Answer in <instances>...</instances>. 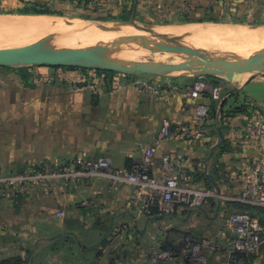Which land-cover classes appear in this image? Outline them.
Segmentation results:
<instances>
[{
    "label": "crops",
    "instance_id": "obj_1",
    "mask_svg": "<svg viewBox=\"0 0 264 264\" xmlns=\"http://www.w3.org/2000/svg\"><path fill=\"white\" fill-rule=\"evenodd\" d=\"M167 1L156 0V9L167 10ZM255 1L264 7V0ZM81 69L38 65L42 82L32 92L27 89V97L23 89L21 99L19 93L11 99V130L9 135L0 130V154L7 150L18 160L19 155L25 157L2 171L26 170L47 161L71 163L80 156L85 161L104 157L116 169L133 171L143 166L146 147L156 144L147 171L157 177L175 176L202 193L204 200L199 205L179 204L174 213L162 214L149 189L115 184L96 174L79 179L74 187L61 184L44 202L32 196H1L0 264H190L185 258L187 235L206 253L196 264L225 260L234 237L228 219L245 203L246 188L264 180V136L248 134L251 114L240 111L227 118L224 102L213 117L210 90L193 96L186 92L194 78L123 72L91 78ZM72 70L80 73L77 80L66 75ZM138 78L159 81L164 91L143 89L137 86ZM31 95L42 99V113L36 116L30 114ZM199 104L208 106V118L197 116ZM23 107H28L21 116L25 122L40 127L35 131L28 125L26 137L20 139V114L14 112ZM164 118L170 120L172 132L157 141ZM185 126L199 129L201 135H186ZM57 210H64V216H56ZM158 250L176 254L156 263L152 255Z\"/></svg>",
    "mask_w": 264,
    "mask_h": 264
},
{
    "label": "rangeland",
    "instance_id": "obj_2",
    "mask_svg": "<svg viewBox=\"0 0 264 264\" xmlns=\"http://www.w3.org/2000/svg\"><path fill=\"white\" fill-rule=\"evenodd\" d=\"M260 1V0H259ZM168 5H166L167 10H158L156 9V0H137V5L135 10L133 11L134 0H0V17H17L21 15H48L52 17H63L66 19L79 20L82 22V26L89 27L92 31L100 32L102 34L109 35H117V33L131 30L129 35L134 37L135 39L141 36L146 37H155L164 41V39L160 36L162 33L168 35L164 32V29L167 26H176L178 30L179 27L188 26L198 23H205L211 21V23H219V24H230L235 26H245L252 27L247 30H253L256 27H264V7H258L255 5V0H168ZM31 10H36L40 12L50 11L49 13H35L31 12ZM30 11V12H29ZM135 17V22H129L120 25H114L110 28L100 27L99 22L103 23H122L126 21H131L132 17ZM219 21V22H213ZM236 23V24H234ZM241 23V24H239ZM137 24V25H136ZM252 24V25H247ZM260 25V26H256ZM163 27V28H162ZM157 28V29H156ZM160 31H159V29ZM87 29V28H85ZM101 29V30H98ZM161 29H163L161 31ZM88 30V29H87ZM159 31V32H158ZM70 32V31H68ZM66 32L62 34L60 39H67L71 37V34ZM128 34V32H126ZM175 33V32H174ZM173 34V33H172ZM79 35V34H78ZM76 35V36H78ZM178 42V44L182 45L179 42V36L176 35H168ZM75 37V36H74ZM53 42V37L46 39H37L30 42H19V43H5L0 44V47H11V46H22L31 44L34 42ZM212 43V48L222 47L226 45L216 43V46ZM263 42H254L247 48H251L254 46H261ZM160 45V44H159ZM193 47L198 51H202V47H197L193 45H187L186 47ZM242 46L243 45H239ZM231 47V46H229ZM237 47V46H234ZM246 47V46H244ZM70 48H90L85 46L79 47H70ZM205 48V47H204ZM244 48V49H247ZM249 52V51H248ZM245 51H239L237 56H244L249 54ZM202 54L211 59H221L230 55L229 53H216L213 50L210 53H205L202 51ZM182 57L181 61L190 60L189 58ZM264 57V56H263ZM152 61L153 59H148ZM141 61V60H140ZM180 62V61H178ZM202 65V62H199ZM36 66H0V129L2 133H10L11 123H10V115H11V99L19 93V98L21 90L24 89L25 97L27 94V89L29 92H32L36 89L37 85L42 82L41 75H37ZM35 68V72H31V70L25 71L23 69ZM81 71L84 74L90 76L91 78H98L102 74H109L103 70L81 67ZM73 71V70H72ZM75 71V70H74ZM66 73V75H70L72 78L77 80V76L79 77L80 73L77 72ZM65 72V71H64ZM113 74L116 71H109ZM29 73L28 75H26ZM63 75V73H61ZM99 74V75H98ZM254 74L253 72H244V73H231L226 77L222 76H194L188 71H175L168 75L171 78H180V77H188L194 78L193 83L198 80L204 81L207 86H212V84L217 85L221 92V100H217V109L220 104L225 102V114L226 117H230L237 113L238 108L246 107L247 112L250 113L253 118V122L263 123L264 126V72L256 73V76L247 84L245 82L247 79ZM82 78V77H81ZM137 86L141 83H147L146 86L150 84L152 88H159V81L149 82L145 79H137ZM157 84V85H156ZM99 87L93 85V89L98 90ZM143 89L150 90L149 88H145V85L141 87ZM164 90V88L162 87ZM226 92H230L228 96H225ZM233 92V93H232ZM21 93V94H20ZM232 94V95H231ZM234 95H237L234 97ZM231 96V97H230ZM32 98L33 107L30 114L39 115L42 113V99L35 100L36 97L29 96ZM230 97V99H229ZM21 99V98H20ZM35 105H39L40 107H35ZM28 108V107H26ZM25 107L19 108L18 111L15 110V114H20L19 123L17 124L18 130L20 133V139L26 137L27 126L29 129L34 125V130L39 129L40 125L36 124H27L25 122L26 119L21 116L27 113ZM197 109V107H196ZM6 115V119L5 118ZM198 116V115H197ZM199 117V116H198ZM163 121V120H162ZM0 131V132H1ZM31 132V131H30ZM29 132V133H30ZM35 133V132H34ZM37 134V133H36ZM263 138V135H259ZM35 154L32 156V159H38L37 149L33 148ZM32 150V151H33ZM20 153V152H19ZM23 153V152H22ZM20 153V154H22ZM19 160L17 156H12L9 152L3 151L0 154V172H2L3 177H7L5 182L0 181V199L7 197L6 199H14L21 198L23 196H32L38 200V202H44L48 195H56L58 193V188L65 186L66 184H70V186L74 187V185H78L79 177L83 174H79V171H84L83 169H78L77 165H80L78 160H83L82 156L77 157L76 161H72L71 163L67 162L64 164L60 163H49L48 161L44 164L31 166L26 170L21 171H2L4 169L3 166H11L15 164V161H20L25 156L19 155ZM30 158V157H29ZM104 158V157H102ZM106 159V158H104ZM107 160V159H106ZM2 166V167H1ZM47 168V171L44 173L39 172L42 167ZM18 172H27L32 178L27 182L25 189L21 190L20 181L15 180L11 175L12 173ZM40 174H44L46 176H41ZM93 174H86V176H91ZM97 175V174H96ZM39 176V177H37ZM11 178V179H10ZM63 182V183H62ZM22 184H25L24 182ZM21 190L22 192H14L16 190ZM16 195V196H15ZM9 199V201H11ZM18 201V200H17ZM18 204V203H17ZM24 202H19L18 205H23ZM41 205V203L37 204ZM8 206H10L8 204ZM26 206V204H25ZM38 207V206H37ZM64 210H57L56 216H64ZM187 250L185 251V254ZM250 257H244L242 259L241 264H247L251 261V264H264V245L254 254L249 255ZM220 261L221 260L220 258ZM195 264V263H190Z\"/></svg>",
    "mask_w": 264,
    "mask_h": 264
},
{
    "label": "built area",
    "instance_id": "obj_3",
    "mask_svg": "<svg viewBox=\"0 0 264 264\" xmlns=\"http://www.w3.org/2000/svg\"><path fill=\"white\" fill-rule=\"evenodd\" d=\"M140 85L150 90L164 91L162 87L152 88L150 84L146 86L147 83H141ZM208 84V83H207ZM204 81L198 80L186 89L189 96H193L196 93L203 92L205 90H210L213 98L221 100V92L217 85L207 86ZM97 91V90H95ZM197 115L206 119L210 116V110L207 105L199 104L196 109ZM172 132L171 122L168 118H164L162 121L161 129L157 136V141H162L167 139L168 135ZM183 132L186 135L199 137L201 135L200 130H193L188 126L183 128ZM247 132L249 135L254 137H262L264 126L263 123L252 122L247 126ZM157 150L156 144H150L146 147V151L143 159V166L136 170H121L114 168L111 163L104 159H89L85 161L84 159H79V164H83L85 168L84 171H79L78 173L83 174L79 179L86 176V174H97L107 177L111 182L115 184L123 183H135L142 188H147L150 190L151 194L154 196L155 200L159 202V211L162 214H172L175 212L176 207L179 204H193L199 205L204 200L202 193L197 192L185 183H181L173 175H165L163 177H157L151 175L147 169L146 164L154 159L155 152ZM47 168H41L39 172L44 173ZM11 177L15 180L20 181L21 190L25 189L29 184L27 183L32 176L27 172L12 173ZM41 176H46L40 174ZM39 177V176H37ZM7 177L2 176L0 172V181L5 182ZM11 179V178H10ZM25 184H22V183ZM1 185V184H0ZM21 190H16L14 192H22ZM242 200L246 203L264 206V180L258 179L256 182L251 183L243 193ZM227 228L230 230L234 237L232 238L227 252V258L223 261H219L217 264H241L242 259L237 255L239 254H254L256 253L261 245L264 243V227L260 225L258 218L248 212H235L231 214L227 222ZM187 253L185 254L186 261L189 263H197L205 260L206 253L201 249V245L194 241L191 235L185 236ZM176 252L173 250H158L153 252V260L156 263L159 261L167 260L175 256ZM244 263V262H243Z\"/></svg>",
    "mask_w": 264,
    "mask_h": 264
},
{
    "label": "bare ground",
    "instance_id": "obj_4",
    "mask_svg": "<svg viewBox=\"0 0 264 264\" xmlns=\"http://www.w3.org/2000/svg\"><path fill=\"white\" fill-rule=\"evenodd\" d=\"M82 25V22L79 20L48 15L0 17V44L30 42L37 39L53 37V42H45L44 47L49 49H60L87 46L93 49L98 56L139 61H149L148 59H153L152 61L159 63L178 62L182 60V57H180L182 54H177L170 50H152L135 45V38L129 35V32H132L131 30L122 31L113 36L108 33L102 34L92 31L89 27ZM248 28L252 27L205 22L182 26L181 28L179 27L180 30H178L176 26L171 25L169 27L167 26L164 32L168 35L179 36V42L184 46L193 45L200 48L202 47V51L205 53H210L212 50L216 53L226 52L230 54L226 57L236 58L240 55L237 56L238 54L235 52H251L257 47L264 46L263 44L261 46L247 48L254 42L264 43V27H256L253 28V30H247ZM162 30L163 29H161V31ZM66 32L71 34V37L74 35L75 37H72L74 40L70 38L60 39L61 35ZM126 32H128V34ZM118 38L123 39V41L121 43H114L115 39ZM211 42H213V44L215 43V46L216 43L226 46L212 48L213 45ZM239 45H243V47ZM159 46L165 48L167 44L161 40ZM188 48L191 47L189 46ZM256 61H264V57L259 56L256 58Z\"/></svg>",
    "mask_w": 264,
    "mask_h": 264
},
{
    "label": "water",
    "instance_id": "obj_5",
    "mask_svg": "<svg viewBox=\"0 0 264 264\" xmlns=\"http://www.w3.org/2000/svg\"><path fill=\"white\" fill-rule=\"evenodd\" d=\"M136 5L137 0H134L133 11ZM129 22H135V17L133 16L131 21L122 23H99L100 27L110 28L114 25ZM160 36L164 39L167 47L162 48L159 46V44H161V39L146 36L136 38L134 44L152 50H170L177 54H182V56L191 59V61L159 63L155 61L128 60L109 56H98L91 48L49 49L44 47V42L39 41L22 46L0 47V66L48 65L80 68L88 67L103 71L135 74L146 73L157 76H168L175 71H188L194 76L210 75L214 77H226L231 73L253 72L254 74L247 79L245 84L249 83L256 76V73L264 72V61H256V58L259 56H264V46L257 47L249 54L236 58L224 57L221 59H211L203 55L202 52L197 49L178 44L175 39L164 33ZM122 41L123 39L118 38L115 39L114 43H121ZM199 62L203 64L200 65Z\"/></svg>",
    "mask_w": 264,
    "mask_h": 264
},
{
    "label": "trees",
    "instance_id": "obj_6",
    "mask_svg": "<svg viewBox=\"0 0 264 264\" xmlns=\"http://www.w3.org/2000/svg\"><path fill=\"white\" fill-rule=\"evenodd\" d=\"M87 1H94V0H87ZM30 12V11H29ZM31 12H35V13H52L50 11H44V12H40V11H36V10H31ZM53 14V13H52ZM51 67H54V68H59V67H66V66H51ZM74 68H80V67H74ZM106 73H109V74H113L112 72H109V71H105ZM237 96V95H234V97ZM213 97V96H212ZM214 99V98H213ZM215 102H213L211 104V108H212V116L213 117H216V111H217V101L214 99ZM226 106V105H225ZM240 111H248L246 109V107H240L238 108L237 112H240ZM211 115V113H210ZM226 115V114H225ZM43 168V167H42ZM239 211L238 212H248L254 216H256L260 222V225L262 227H264V206H260V205H255V204H250V203H242L241 205H239ZM264 245V243L261 245V247ZM260 247V248H261Z\"/></svg>",
    "mask_w": 264,
    "mask_h": 264
},
{
    "label": "flooded vegetation",
    "instance_id": "obj_7",
    "mask_svg": "<svg viewBox=\"0 0 264 264\" xmlns=\"http://www.w3.org/2000/svg\"><path fill=\"white\" fill-rule=\"evenodd\" d=\"M240 258V259H243L244 257H250L248 254H239V256L237 255V258ZM162 262H164V261H159V263H162Z\"/></svg>",
    "mask_w": 264,
    "mask_h": 264
}]
</instances>
